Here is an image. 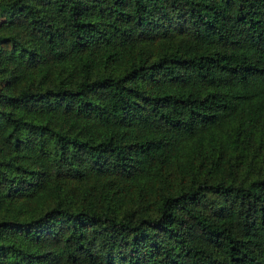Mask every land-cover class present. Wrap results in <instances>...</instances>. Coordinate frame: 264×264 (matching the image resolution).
<instances>
[{
	"label": "trees",
	"instance_id": "1",
	"mask_svg": "<svg viewBox=\"0 0 264 264\" xmlns=\"http://www.w3.org/2000/svg\"><path fill=\"white\" fill-rule=\"evenodd\" d=\"M0 17V264H264V0Z\"/></svg>",
	"mask_w": 264,
	"mask_h": 264
},
{
	"label": "rangeland",
	"instance_id": "2",
	"mask_svg": "<svg viewBox=\"0 0 264 264\" xmlns=\"http://www.w3.org/2000/svg\"><path fill=\"white\" fill-rule=\"evenodd\" d=\"M3 20V17H0V21H2ZM211 199L215 202V203H219L221 200H219V199H217V198H213V197H211Z\"/></svg>",
	"mask_w": 264,
	"mask_h": 264
}]
</instances>
